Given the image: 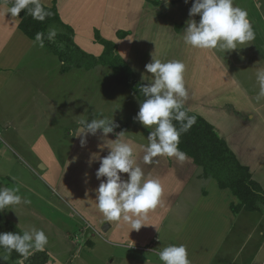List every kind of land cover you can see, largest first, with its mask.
Segmentation results:
<instances>
[{
  "label": "rangeland",
  "instance_id": "1",
  "mask_svg": "<svg viewBox=\"0 0 264 264\" xmlns=\"http://www.w3.org/2000/svg\"><path fill=\"white\" fill-rule=\"evenodd\" d=\"M118 1L106 0L105 11L108 9L113 11L117 7ZM239 1H249L250 13L254 11V3H256V9L261 8L264 11V0L260 2L255 0L253 3L252 0ZM68 2H63L64 8H67ZM85 3L86 1L83 2V0L72 1L74 12H76L77 18L80 19L79 22L88 18V14L84 9ZM119 3H121L119 16L116 13L105 15L103 14L105 11H102L101 15H95L90 22L95 23L94 27L96 28L102 24L103 27H106V32L116 22L122 24L124 20L121 15L122 12L126 11L128 13L125 20L131 13L127 10L129 0H121ZM251 18L252 20L255 19L254 16ZM100 21L102 23H99ZM56 22L53 24V27L64 35L72 36L73 44H68L64 39L57 37L56 43H53L49 48L57 50V53L61 56L64 53L68 54L75 47L80 49L74 34H71L66 28L60 27V21ZM84 26L85 28H81L83 31L82 36L88 34L92 36L93 30H89L90 23ZM158 26L165 29L166 23L164 20H159ZM258 30L254 31L255 39L249 42V47L250 45L257 47L260 45V38H263V27L259 25ZM153 31L159 32L164 42L169 46L166 47L163 42L157 43L155 52L160 56L158 58L162 60L169 58L170 60L182 61L187 66L185 73L187 72L189 79L195 78L197 82H204L206 79H210L209 77L212 75L205 68V64L208 61L202 60L201 63H197V54H203L208 59V51L193 49L190 46L183 47L179 44L173 45L174 43L167 42L163 36L167 33V30L156 31L153 29ZM84 40L89 42L87 38H84ZM61 44L62 47L60 46ZM92 44L95 48L85 44L81 46L85 53L97 59L102 54L104 47L101 44ZM246 46L226 51L225 53L219 51L216 53L224 58L233 56L234 59L238 60L242 59L248 51V47L246 48ZM46 51L48 50L44 46L42 50L34 48V50L29 51L24 56L25 58L21 60L19 67V71L23 75L21 78L24 82L17 83V89L15 88L16 84L13 82L6 83L3 87L2 83H0V188L19 187V195L30 201V203H22L3 210V215L20 231L35 226L46 232L49 241L47 246L43 251H36L45 261L40 259L35 260V263L43 261L41 264H162L158 253L164 247V243L168 244L171 241L176 245L183 244L181 241L187 235L185 234L186 230L189 231L186 228L190 226L191 229H195V225L197 227V214L190 219L187 226L184 223L187 221V218L184 219L185 217H183L185 208L179 204L169 211L168 214L165 211L163 219L156 217L150 219L146 216L143 220L145 225L139 230H131V226L128 223L120 220L119 223L112 221L113 226L107 232L103 228V224H100L104 217L96 208L95 202L94 190L100 183L95 175L99 162H93L90 166L89 159L93 153L106 156L107 154L104 155L103 152L109 149L106 147L100 148V145L104 143L100 137L101 135L93 136L89 134L84 146L80 143L81 138L76 136L79 127L78 121L82 119L85 104L87 100L93 101L98 93V89H100L102 95H105L107 112H110L111 108L116 107L115 103L119 101V95L125 97L124 91L128 92H125V94H128L129 97H127V100L121 101V106L124 101H127L128 105L131 106V101L128 100H131L132 91L126 87L116 86L113 82V69L102 63H98L91 67L90 70H84V72L73 70L69 72L70 74L59 75L58 64H56L59 62L58 56L53 55L52 57L51 55L49 60H46L50 55ZM259 53L263 58L264 51H259ZM259 53L254 51L253 48L250 50V56L256 59H258ZM113 60L116 61L115 57ZM144 61L140 62L143 66ZM224 61L226 60L224 59ZM254 61L260 67L263 66L264 62L255 59ZM30 62H32V66H28ZM229 64L231 67L234 66L233 63ZM216 66L212 64L214 71L216 70ZM63 68L66 67L63 66ZM254 70L255 68L252 66H249L247 69L246 66H243L241 69L237 66L236 75L239 78L243 77L247 86L253 83L256 85V72ZM140 71H143L146 75L145 67ZM148 75L152 74L148 73ZM222 75L223 73L218 76ZM222 83L221 81H210L212 86ZM202 89H207V87L202 86ZM16 90H18L17 93ZM239 103H241V100H239ZM225 107L233 111L231 106ZM208 110L210 111L206 116L209 120H211L210 115H217L215 112H220V110L213 107ZM90 111L94 112V116L91 113H87L83 118L91 120L99 116L96 112L98 111L96 106L94 109H90ZM120 112V109L116 111L114 117H119ZM121 115L126 116L123 113ZM221 115L218 116V120L222 128L235 117L239 121L238 123L242 119L241 115H235V113L229 111ZM5 118H10V126L3 123L2 120ZM261 123L264 124V122ZM257 124L258 122L249 127L241 126L238 129V133L242 130V137H248L247 133L255 135ZM119 125H121V128L126 126L122 123ZM221 129L218 130L226 138ZM98 138H100L98 142L91 140ZM254 144L257 146V141ZM242 147H245L244 144L242 142L238 143V149L241 150ZM73 149L75 156L72 158V161H69L68 157ZM137 162L139 163L138 160ZM40 164L44 167L41 168ZM260 164L264 166V158L258 163L253 164L255 165L253 171L256 177L260 175L261 170L259 171L258 166ZM122 176L126 178L127 174H122ZM195 182L196 180L191 181V184L181 193V197L185 202L193 203L195 200V188L197 187V183ZM162 199L161 195L159 207H163ZM195 207L197 209V204ZM183 223L186 225V228L185 225L183 226ZM154 232L159 237L157 241L153 239L150 241V245L139 246L145 245L147 243L146 238ZM175 236L177 237L176 239ZM131 237L140 241L132 242L129 239ZM244 238L245 235L240 238L239 233L232 243V247L229 246L226 249V251L232 252V254L239 253L235 255L238 258L236 264L253 254L252 249L254 247L246 248ZM36 253L34 252L26 260H23V264H30L33 260V255ZM0 255L6 256L8 254L4 249H0ZM226 257L216 259L215 262L217 264H229L231 259ZM21 259L22 257L13 251L8 261L0 259V264H18V261Z\"/></svg>",
  "mask_w": 264,
  "mask_h": 264
},
{
  "label": "crops",
  "instance_id": "2",
  "mask_svg": "<svg viewBox=\"0 0 264 264\" xmlns=\"http://www.w3.org/2000/svg\"><path fill=\"white\" fill-rule=\"evenodd\" d=\"M6 1L7 0H0V83H2L3 87L6 83L13 82L16 84L15 88L17 89V83L24 82L21 78L23 75L19 71L21 60L25 58L24 56H26L29 51L34 50V48L42 50V47L36 45L37 43H35V39L29 38L19 29L20 18L19 16L13 17L10 13H7L9 5ZM64 1H69L67 8L63 7ZM72 1L82 0H42L45 7H53L56 10L60 23L62 24H59L60 27L66 28L71 34H74L75 40L83 53L85 52L82 49V44L89 45L92 48H95L92 43H95L96 45L99 44L95 40V32H97L102 39L113 41L115 43V53L121 57V59L132 71L133 75L142 84L147 83V81H142L141 75L145 74L140 70H143L145 65L151 61L152 54L156 58L160 57L157 55V52H155L156 45H158L157 43L163 42L166 47H169L164 42L162 36H160V33L154 32L153 29L156 31L167 30V33L163 35L167 42H172L174 43L173 45L179 44L183 47L187 46L183 42L182 32L185 27V21L189 19V9L191 8L194 0H189L187 4H185L184 0H171L169 7H165L162 0H129L127 10H129L131 14L125 20L128 13L123 11L121 14L124 18L122 24L120 22H116V24L109 27L110 30L108 32H106V27H103L102 24L96 28L94 27L96 24L90 22L95 15H101L102 11H105L106 0H83V2L86 1L84 9L88 14V18L81 20L80 22V19L77 18L76 12H74ZM119 1L117 3V7L114 8L113 11L108 9L103 14L110 15L116 13L119 16L121 10V3H119ZM254 1L255 0H252V3ZM257 1L260 2L261 0ZM233 4L234 6L243 8L247 11L248 19L254 31H259V25L263 27V38H260V45L258 47L250 45L249 47V44H247L246 48L248 47V51L242 59L238 60L234 59L233 56L224 58L220 54L216 53L217 50H205L209 52L208 59L203 54H197V63H201L202 60L208 61V63L205 64V68H207L208 73L214 77L213 78L211 76L209 78L212 81H221L223 83L212 86L210 84V79H206L204 82H197L195 78L189 79L186 72L184 74V79L186 87L189 91V98L185 104V108L191 113L200 115L218 129L222 128V125L218 120V116H222L221 114H226L228 111L225 106H231L233 110L232 112L235 113V115H241L240 117H242V119L240 123H238L239 121H237L235 117L221 130L224 132L226 137L225 141L230 150L235 154L237 160L242 165L249 168L252 178L258 182L264 192V166H261V164L258 165L259 171L261 170L258 177L255 176L253 171V167L255 166L253 164L258 163L264 158V124L261 123L264 122V100L259 102L255 100L259 91L257 84L255 85L253 83L252 85L248 84L247 86L243 77L239 78L238 75H236L237 66H239L240 69L243 66H246V69L249 66H252L255 68V72L258 69L264 68V63L263 66L260 67V65L254 61L255 59L257 61L260 60L261 62H264V56L262 58L259 53V51H264V11L261 8L256 9V3H254L253 12L255 13L251 12L253 13L251 14L249 12V1L242 2L239 0H233ZM252 16H254V20H252ZM193 18L197 21L200 19L199 15ZM158 19L161 21L164 20L166 23L165 29L158 26ZM54 23L57 22H52L47 26L45 33H47L48 28H52L54 26ZM87 23H90L89 30H93L92 36H90V34L82 36L83 31L81 28H85L84 25ZM99 23H102V21ZM119 31L127 32V36L124 38H118L117 33ZM57 32V35L65 36L62 32ZM84 38H87V40L92 43L85 41ZM52 44L53 43L49 41L44 42V47L48 50L46 52L50 54L46 60H49L51 55L52 57L53 55L58 56L56 57L59 62L56 63L55 61V63L58 64L59 75L70 74L69 72L73 70L82 72H84V70H90V68H85L84 66L78 67L74 64L72 65L66 62L63 57L57 53V50H51L49 48ZM252 48L254 51L259 53L257 57L258 59L250 56V50ZM224 59L226 61H224ZM169 60V58H164L162 61ZM141 61H144V66L140 63ZM229 63H233L234 66L231 67ZM212 64L217 65V71H214ZM28 66H32V62H30ZM63 66L66 68H63ZM185 70H187L186 65ZM145 73V76H151L148 75L147 72ZM222 73V76H218ZM113 82L116 86L125 88V86L116 83L115 79ZM202 86H206L207 89H202ZM17 92L18 90H16V93ZM125 92L127 91H124L125 97L119 95V101L115 103L116 107L113 109L111 108L110 112H107L105 95H102L100 89H98V93L93 101L91 102L90 100H87L88 104L86 102L82 119H84L83 117L87 113H91L92 116H94V112H91L90 109H94L95 106L98 110L96 112L99 115L97 118H100L101 114L104 116L110 115L108 117H112L113 115L114 117V115H116L115 112L119 109L121 110L119 117L117 116L113 119L118 125L122 123L126 126L121 128V125H119V127L115 129L114 133L108 134L107 138L114 140L116 139V133L123 131L124 136L122 139L133 146L134 153L140 163V166L145 168L150 177L158 179L163 189V207H159L158 205L155 209L159 208L157 210H150L147 216L150 219H153L154 217L163 219L165 211L168 214L169 211L180 204L183 208H185L183 217H185L184 219L187 218V221L184 223L188 226L190 219L197 214V227L195 225V229H191L190 226L189 228H186V225L183 223V226L185 225V228L189 229V231L186 230L185 234L187 235L181 242L187 247L190 264H217L215 262L216 259H221V257L225 256H227L226 258L231 259L229 264H236L238 258L235 255H238L239 253L232 254V252H228L226 249L229 246L232 247V243L235 241L239 233L240 238L245 235L244 241L246 242V248L254 247V249H252V256H247L238 264H264V204L259 201L257 203V211H248L242 208L238 212H233L230 206L239 204V200L229 189L220 188L215 179L205 176L202 168L195 164L193 159L187 155V158L184 161H178L174 157H157L156 160L158 163L145 166L140 159L142 156V149L140 146L147 143L146 138L150 129L145 128L133 119L139 111V100L133 91V95L129 93L131 95V100H128L131 101V106L128 105L127 101H124L121 106V101L127 100V97H129V95L125 94ZM239 100H241V103H239ZM211 107L220 110V112H215L217 115H210L211 120H209L206 114L209 113L210 110L208 109ZM121 113L126 116L121 115ZM2 121L6 125L10 126V118H5ZM257 122L258 124L256 126L255 135L247 133L248 137H242V130L238 133V129L241 126L249 127ZM96 135L100 136L102 133L98 130ZM91 140L93 142H98L100 138ZM255 141H257V146L254 144ZM241 142L245 147H242L240 150L238 149V143ZM73 151L74 149L68 157V159H70L69 161H72V158L75 156ZM108 151L109 150L103 152L102 150L104 155L108 154ZM195 180V183H197V187L195 188L196 198L193 203L185 202L181 197V193L191 184V181ZM196 204L197 209L195 207ZM2 214L4 213L2 212ZM101 223L103 225L108 224V228H106L107 232L113 226V224L106 221L105 218H103L100 224ZM196 233L197 235L195 236ZM176 238L177 237L175 236V239ZM129 239L132 242L140 241L133 237ZM153 239L156 241L159 239L156 232L149 234L146 238L147 243H145V245L139 246L150 245V241ZM172 244L175 243L171 241L168 244L164 243V247ZM207 248L208 250H206Z\"/></svg>",
  "mask_w": 264,
  "mask_h": 264
},
{
  "label": "clouds",
  "instance_id": "3",
  "mask_svg": "<svg viewBox=\"0 0 264 264\" xmlns=\"http://www.w3.org/2000/svg\"><path fill=\"white\" fill-rule=\"evenodd\" d=\"M162 2L165 7H169L171 0ZM184 2L187 4L189 0ZM22 11L41 22L51 15L42 0H13L7 9V13L13 17ZM197 15L199 21L193 18ZM57 34L55 27L49 28L46 34L38 32L35 43L43 47L45 38L56 43ZM182 37L184 44L193 49L225 53L249 44L255 39V33L247 11L234 6L233 0H194ZM145 72L152 75H141L142 81H147L139 85V92L144 99L140 100L139 111L133 117L134 121L150 129L147 143L140 146V159L145 166L158 163L156 158L161 156L184 161L187 156L179 148L180 136L196 122V116L189 115L185 108L189 98L184 79L185 64L179 60L162 61L152 54L151 61L145 65ZM255 79L259 89L255 100L259 102L264 100V68L256 71ZM78 125L76 136L81 138L82 146L86 144L89 134L95 136L99 130L104 141L100 148L109 149L106 156L93 153L89 159L90 166L93 162H99L95 173L96 179L100 181L94 190L96 208L106 221L123 220L131 226V230H139L145 225L143 220L148 212L161 202L163 189L160 181L150 177L137 162L133 146L122 139L123 131L116 133L114 140L107 138L119 127L113 116L101 114L100 118H84L78 121ZM122 174H127V177L124 178ZM22 203L30 201L19 195V187L0 188V211ZM48 242L46 232L35 226L20 232H0V249L8 254L0 255V259L8 261L15 251L22 257L18 264H23V260L34 252L43 251ZM158 257L162 264H190L184 244L163 247Z\"/></svg>",
  "mask_w": 264,
  "mask_h": 264
},
{
  "label": "trees",
  "instance_id": "4",
  "mask_svg": "<svg viewBox=\"0 0 264 264\" xmlns=\"http://www.w3.org/2000/svg\"><path fill=\"white\" fill-rule=\"evenodd\" d=\"M6 2L11 7L13 0H7ZM46 9L51 15L43 22L33 19L25 11L18 15L20 18L19 29L29 38L35 39L38 32L45 33L50 23L60 21L53 7H46ZM125 36H127L125 31L117 33L118 38H124ZM57 37L64 39L68 44H73L70 36L57 35ZM95 40L104 47L99 58L95 59L92 55L83 53L75 47L68 54H62L63 59L78 67L87 65L84 67L91 68L98 63L110 66L113 69L116 83L133 91L139 102L143 100L144 97L139 92V85L142 83L137 80L121 57L115 53V43L102 39L97 32H95ZM45 41L47 42L48 40L45 38ZM114 57L116 61L113 60ZM227 110L232 112L228 108ZM188 114L196 116V122L187 132L181 134L180 150L185 152L187 156L193 159L195 164L202 168L205 176L215 179L220 188L229 189L239 200V204L230 206L233 212H238L242 208L248 211H257V203L260 201L264 204V192L258 182L252 178L249 168L237 160L217 128L198 114L190 111H188ZM174 123L176 122L174 121ZM176 126L179 128L178 123ZM0 232H20V230L0 212ZM40 259L43 258L40 257L39 253H36L33 255V260L30 264H41L45 261L43 259V261L35 263V260Z\"/></svg>",
  "mask_w": 264,
  "mask_h": 264
},
{
  "label": "water",
  "instance_id": "5",
  "mask_svg": "<svg viewBox=\"0 0 264 264\" xmlns=\"http://www.w3.org/2000/svg\"><path fill=\"white\" fill-rule=\"evenodd\" d=\"M40 167L43 168L44 166H42V164H40ZM105 225H107V224H104L103 225V228H105Z\"/></svg>",
  "mask_w": 264,
  "mask_h": 264
},
{
  "label": "bare ground",
  "instance_id": "6",
  "mask_svg": "<svg viewBox=\"0 0 264 264\" xmlns=\"http://www.w3.org/2000/svg\"><path fill=\"white\" fill-rule=\"evenodd\" d=\"M108 226V224L107 225H105V229H106V227Z\"/></svg>",
  "mask_w": 264,
  "mask_h": 264
}]
</instances>
